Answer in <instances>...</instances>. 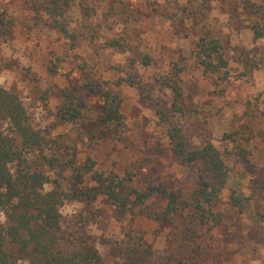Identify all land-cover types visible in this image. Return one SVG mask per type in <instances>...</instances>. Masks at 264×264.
<instances>
[{
  "label": "trees",
  "instance_id": "1",
  "mask_svg": "<svg viewBox=\"0 0 264 264\" xmlns=\"http://www.w3.org/2000/svg\"><path fill=\"white\" fill-rule=\"evenodd\" d=\"M33 2L35 6L43 7L52 17H58L69 12L77 0ZM116 2L124 5V0ZM127 5L134 6V1L127 0ZM244 9L255 18L249 25L254 40L264 38V2L257 5L244 0ZM112 12L120 13L117 9ZM131 15L132 12L127 10V16ZM0 19L3 22L1 32L5 33L12 19L6 10ZM113 44L124 50L120 41L116 40ZM194 54L197 65L205 75L213 79L215 85L230 80V58L219 38L200 41ZM147 60L143 59L145 64ZM63 61L61 58L53 61L54 66L49 70L54 77L58 75L57 64ZM252 62L251 59L245 60L248 70L259 67L262 61ZM239 75L246 76L243 73ZM86 79L89 81L85 83V88L91 91L97 87L102 96L99 123L105 126L104 134L114 141H121L125 123L121 111L122 98L111 90L109 81H93L89 75ZM124 80L120 79L117 84ZM127 82L132 86L138 84L144 90L134 79H126ZM166 83L173 92V108L171 113L159 110V114L162 123H167L166 131L173 145L172 152L182 167H198L201 170L196 187L187 196L180 188H169L166 180L160 176L148 178L140 189L133 185L136 175L131 172L119 174L114 168L110 171L100 170L97 161L90 156L80 162L75 143L53 137L52 129L48 126L36 125L20 95L0 86V213L6 219L4 224L0 223V264H20L23 261L30 264H107L89 237L82 234L74 239L66 234L62 215V208L69 200L83 203L89 213L99 198L107 200L120 218L133 214L139 208V211H145L149 219L160 225H182L181 232L174 233L182 238V249L172 252L164 264H174V261H177L176 264H199L197 258L202 254L200 245L208 244L213 239L212 232L220 231L226 225L216 202L228 183L229 169L225 162L226 155L212 142L198 148L188 147L182 127L172 120L182 112L179 106L182 91L172 79H166ZM76 89L77 86H73L61 91L63 102L56 112L59 123L76 125L84 119ZM216 93L222 96L224 91ZM259 100L254 101L257 103ZM254 101L250 99L246 103L242 116L244 120L239 129L225 134L223 139L231 145L233 154L239 157L238 160L245 167L250 164L249 144L262 134L260 131L257 134V120L264 121L263 111L261 115H256ZM61 166L71 168L74 173L79 188L72 193L66 192L58 181L51 179L50 171ZM87 175L94 185L84 187ZM234 181L232 186L236 189L230 195V207L243 213L251 198L245 195L240 182ZM48 184L52 188L47 191L45 186ZM236 190L240 191V195H236ZM154 198L164 200L166 204L160 211L148 212ZM79 224L81 228L85 227L84 221ZM123 243L121 241L126 260L130 264L151 263L154 248L143 237H130L126 246ZM189 255L192 256L191 262L188 260Z\"/></svg>",
  "mask_w": 264,
  "mask_h": 264
},
{
  "label": "crops",
  "instance_id": "2",
  "mask_svg": "<svg viewBox=\"0 0 264 264\" xmlns=\"http://www.w3.org/2000/svg\"><path fill=\"white\" fill-rule=\"evenodd\" d=\"M132 1L134 6L127 5L125 9V4L118 5L116 0H77L69 12L52 17L43 7L35 6L33 0H0V18L6 10L12 19V24L5 33L1 32L3 22L0 19V44L23 46L26 54L22 58V65L32 66L35 74H40L46 55L32 48L33 44L37 47L49 45L48 53L59 51L64 57L63 63L73 62L72 70L76 71L69 78L65 75L66 80L61 89H70L74 79L81 76L75 61L86 59L96 65L95 76H91V80L102 79L116 83L113 84L115 91H119L124 100L133 102V106L137 107L142 102L138 84L132 86L126 80L117 84L120 80L119 71L111 65L104 67L98 64V60L105 57H113L112 59H119L120 62L123 56L131 57L140 68L138 71H131L127 81L139 79L143 85H153L159 93L157 102L160 105L165 103L167 111L172 110L174 100L166 79H172L182 91L179 99L182 112L173 118V123L180 124L187 143L189 138L194 142L195 148L208 142L214 143L220 150L223 147L232 148L223 139L225 134L239 129L247 96L262 94L259 105L264 108V64L260 63L253 70H248L245 64L247 59L255 63L264 61V47L253 51L264 38L254 40L249 25L255 18L245 12L244 0H156V3L149 0L142 6L138 0ZM85 2L90 5L87 6ZM8 4L11 5L10 8ZM116 9L123 17L112 12ZM127 10L132 12L130 17L127 16ZM127 27L131 32L125 33ZM244 33L251 40L250 45L240 42ZM213 37L220 39L231 63L230 80L221 85H215L213 79L204 74L197 65L194 54L200 41ZM116 40L123 43L124 50L114 46ZM96 45L101 46L103 51H95ZM145 58L148 59L146 64L143 61ZM242 73L246 76L239 75ZM7 75L13 76L9 79L12 81L17 72ZM217 91H224V94L219 96ZM156 114L161 119L159 110ZM99 118L100 111L98 122ZM161 128L157 133V138L161 137V145L154 158L149 152L153 145L151 140H154L152 136L148 138L147 135H137L134 140H140L138 150L144 152L133 153L132 147H127L126 138L114 141L106 134L93 133L91 141L104 154V160L114 165L119 174L127 172V168L137 166L155 172L161 167L162 172L165 171L164 175L169 168H173L176 174L183 170L187 172L189 169L182 167L172 152L173 145L165 123ZM216 139L220 142L217 143ZM249 149L254 150L255 155L258 152L259 158L262 157L264 161V147L254 149L250 146ZM150 158L155 160L153 165L148 162L147 165L142 164L144 159L147 161ZM100 162L102 163L101 160Z\"/></svg>",
  "mask_w": 264,
  "mask_h": 264
},
{
  "label": "rangeland",
  "instance_id": "3",
  "mask_svg": "<svg viewBox=\"0 0 264 264\" xmlns=\"http://www.w3.org/2000/svg\"><path fill=\"white\" fill-rule=\"evenodd\" d=\"M93 1L98 2L100 0H92V2ZM148 1L149 0H138V3L142 6ZM150 1L156 3V0ZM254 1L260 4L264 2V0ZM85 3L87 6L90 5L87 2ZM124 4V8L127 9V0H124ZM11 5L8 4V8H10ZM119 17L121 18L123 15L119 14ZM129 31L131 32L130 28L127 27L125 33ZM243 37L244 38H242L240 42H245L246 45H250L251 40L249 41V39H247V33H244ZM259 44L260 46L254 48L253 51L263 48L264 40H261ZM17 46V44L11 43L0 44V86L7 90H14L20 95L24 104L30 109L33 121L36 125L42 127L48 126L52 129L53 137H59L63 142L75 143L77 145L76 149L79 153L78 160L80 162H83L86 157L90 156L97 161L100 170L110 171L113 169L115 166L110 165L111 163H107V161L104 160V154L100 153L94 142L91 141V135L93 133L97 135L99 133L104 134L105 129V127L98 122L99 107L102 104V96L98 91L99 88L96 87L94 88L95 90L91 91L90 88H85V83L89 81V79L85 80V77L87 75L90 77L95 76L96 65L86 61V59H79L78 62L75 61V64H78V72L81 76H77V79H74V83H71L69 88L71 89L73 86H77L75 93L79 95L81 99L79 106L81 105L80 108L84 111V120L76 125L59 123L56 118V112L63 102L61 91L64 90L60 87H64L66 74L67 78H69L70 75L76 72L72 70V65L74 63L71 61L67 62V64L63 62L58 63V75L54 77L49 69L51 67L53 68V61L57 58L63 59L64 57L59 51L48 53L50 50L49 45L37 47L36 44H33L32 48L38 49L46 55L41 64L43 69L40 68V74H35L32 72V66L29 67L27 64H25V66L22 65V58H24L23 56L26 53H24L23 46H18L20 48H17ZM98 46L99 45H96L94 50L97 52L103 51L101 46ZM112 58L113 57L102 58L98 60V64L104 67H106V65L113 66L119 71V79L126 80L131 74V71H138L140 68V66L137 67L134 64V60L132 61L133 58L131 57L123 56L124 60L121 59V62L119 59ZM41 60L42 59L39 61L41 62ZM261 64H264V61H262ZM248 68L250 69V65ZM10 72H17V75L12 81H10V78L13 76L7 75ZM135 81L141 83L139 79ZM109 82L111 83L110 88H112V91L118 94L123 100L121 108L125 117L123 138L127 139V147H132L131 153L134 151L138 152L140 151L138 150L140 148V140H134L135 137L139 134L147 135L148 138L152 136L154 140H151L153 145L150 146L149 152L154 158L155 155L157 156V150L161 145V137L157 138V133L161 131V125H163L156 111H167V105H165V103H161L160 105L157 102L159 93L155 90L153 85L151 87L141 83L144 88V90L139 88L142 102H139L141 105L137 102V105H139L134 107L133 102L127 99L124 100L120 92L115 91L113 84L116 83ZM261 97L262 94L247 96L245 106L250 99L254 101L255 99H261ZM253 108L257 116L261 115V111L264 112V108L259 105V102H255ZM167 112L171 113V111ZM243 120L240 122L242 123ZM165 125L167 126V123H165ZM255 127L257 134L259 131L262 134L249 144V146L257 149L258 147H264V121L257 120ZM84 135L86 137H84ZM188 141V147L190 149L195 148V145H193L194 142L189 138ZM215 141L217 143L220 142L218 139ZM141 144L144 145L143 142ZM246 150H249L248 147H246ZM221 151L226 155L225 162L229 169L228 183L216 203L219 211L224 215L226 225L222 230L212 232L213 241L209 240L208 244L200 245L202 254L197 259L199 264H264V161H262V157L259 158L258 152L255 155L254 150L250 149L248 156L250 164L245 167L242 165L243 162L238 160L239 157L233 154L232 148L223 147ZM140 152H144V150ZM133 157L135 158L136 156L133 154ZM150 159L147 161L144 159L142 164L147 165L149 163V165H153L155 160ZM158 168L157 172H155L154 170L147 171L144 168L140 169V167L137 166V168H127V171L136 175V179L133 182L135 187L142 189L148 178L160 176L166 180L169 188L174 190H179L180 188L186 196L190 195L196 187L201 171L200 168L196 167L187 170V172L183 170V172L176 174L173 172V168H169L166 171V175H164L165 171L163 173L162 168ZM50 174L51 179L58 181L68 193H72L79 188L77 187L73 171L67 166L58 167L50 171ZM234 180L240 182L245 195L251 198L245 206L243 213H239L237 210H233L230 207V195L233 190L236 189V187L233 188L234 186H232L235 182ZM92 185L94 184L90 180V176H85L84 187ZM51 188V184L45 186L47 191ZM236 195H240L239 190H236ZM165 204L166 201L154 198L150 211L148 210V212L153 210L160 211ZM86 210L87 208L85 205L79 201L69 200L66 202L62 208L66 234L74 239L82 234H84L85 237H89V239L94 242V245L104 257L107 264H130L126 260V254L123 245H121V241H124L123 244L126 246L130 237L141 236L153 245L154 255L150 264H164L167 261V257L172 252H177L179 249H182V247H180L182 238L174 234L175 232H181L183 229V226L178 223L174 227L168 226L167 224L160 225L155 220L149 219L145 211H139V208H136L133 214L127 215L125 218H120L108 201L103 198H99V200L92 205L89 213H87ZM186 213L187 212H185V214ZM179 219L180 218H178V220ZM5 221V215L0 213V223L4 224ZM81 221L85 223L84 228L80 227L79 223ZM131 242L134 243V240ZM188 260L189 262L192 261L191 255H189ZM176 263L177 261H174V264ZM20 264L30 263L23 261L20 262Z\"/></svg>",
  "mask_w": 264,
  "mask_h": 264
}]
</instances>
